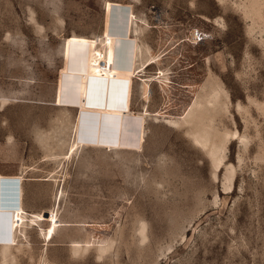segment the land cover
Returning <instances> with one entry per match:
<instances>
[{"label":"rangeland","instance_id":"374dc122","mask_svg":"<svg viewBox=\"0 0 264 264\" xmlns=\"http://www.w3.org/2000/svg\"><path fill=\"white\" fill-rule=\"evenodd\" d=\"M111 5L131 13L138 130L85 143L57 95L68 41L87 63ZM3 98L0 173L25 212L0 264H264V0H0Z\"/></svg>","mask_w":264,"mask_h":264},{"label":"bare ground","instance_id":"6f19581e","mask_svg":"<svg viewBox=\"0 0 264 264\" xmlns=\"http://www.w3.org/2000/svg\"><path fill=\"white\" fill-rule=\"evenodd\" d=\"M127 9L111 5L109 26L101 42L102 50L90 49L87 63L85 39L72 35L71 41H68L67 69L61 76L57 103H66L80 110L77 138L85 143L96 138L97 143L102 145L116 140L120 144H130L134 142L138 130L137 121L121 110L127 88L125 77L130 75L134 48L126 32L131 17ZM79 77H82L81 81ZM7 101V98L1 99L0 106L7 105ZM78 140L72 143L70 149L82 143ZM21 180L20 175L0 173V245L7 244L11 235L14 243V228L23 222L25 211L20 201ZM41 216L40 213L33 214L28 223L33 225L34 219ZM55 217L51 210L43 233L44 240L52 238Z\"/></svg>","mask_w":264,"mask_h":264},{"label":"water","instance_id":"95a60500","mask_svg":"<svg viewBox=\"0 0 264 264\" xmlns=\"http://www.w3.org/2000/svg\"><path fill=\"white\" fill-rule=\"evenodd\" d=\"M44 215H45V217H47V215H49V213L45 212Z\"/></svg>","mask_w":264,"mask_h":264},{"label":"crops","instance_id":"0c3cea01","mask_svg":"<svg viewBox=\"0 0 264 264\" xmlns=\"http://www.w3.org/2000/svg\"><path fill=\"white\" fill-rule=\"evenodd\" d=\"M16 173V172H15Z\"/></svg>","mask_w":264,"mask_h":264}]
</instances>
